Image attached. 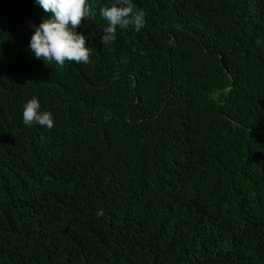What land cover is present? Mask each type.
Returning <instances> with one entry per match:
<instances>
[{
	"label": "trees",
	"instance_id": "1",
	"mask_svg": "<svg viewBox=\"0 0 264 264\" xmlns=\"http://www.w3.org/2000/svg\"><path fill=\"white\" fill-rule=\"evenodd\" d=\"M113 3L60 67L27 48L52 14L0 0V264H264V0H132L102 45Z\"/></svg>",
	"mask_w": 264,
	"mask_h": 264
},
{
	"label": "clouds",
	"instance_id": "2",
	"mask_svg": "<svg viewBox=\"0 0 264 264\" xmlns=\"http://www.w3.org/2000/svg\"><path fill=\"white\" fill-rule=\"evenodd\" d=\"M45 13L51 16L42 18L40 24H30L34 28L28 50L38 60L54 61L63 67L66 62L89 63L91 49L86 47V37L75 31L85 18H94L87 0H36ZM99 15L107 21L101 36L102 45L115 41L117 28L132 26L139 32L146 26L144 10H137L132 0H115L111 6L99 9ZM41 105L33 97L23 105L22 119L26 126L34 123L51 129L54 118L48 111H40ZM103 213L101 212L100 215Z\"/></svg>",
	"mask_w": 264,
	"mask_h": 264
}]
</instances>
